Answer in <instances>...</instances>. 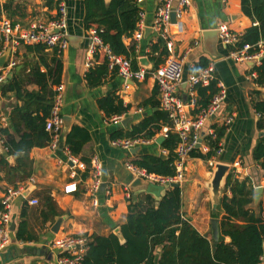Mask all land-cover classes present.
I'll return each instance as SVG.
<instances>
[{
  "label": "crops",
  "instance_id": "1",
  "mask_svg": "<svg viewBox=\"0 0 264 264\" xmlns=\"http://www.w3.org/2000/svg\"><path fill=\"white\" fill-rule=\"evenodd\" d=\"M7 1L1 0L0 5ZM60 1L66 5L67 36L71 37V40L68 42V47L63 50L54 47L60 52L62 71L60 82L53 85L52 89L55 90L58 85L63 86L61 113L68 121V128L78 125L88 130L90 139L84 144L77 157L80 160L81 157L89 160L95 157L100 160L102 164L101 178L105 188L104 190L101 188L98 193V205H93L91 195L85 191L86 182H79L76 191L65 193L64 187L71 179L64 165L63 153L60 149L51 151L46 146L33 147L28 153L32 162L29 176L33 179L32 183H29V177L15 185L8 183L9 175L0 170V202L7 186L15 187L21 183L26 186V189L29 185H34V189L25 197L26 199H16L13 203L14 226L13 229H10L11 241L6 250L0 253V264H57L56 256L61 251H50L46 246V243L53 238L77 234H85L91 238L93 234L108 235L109 233L118 236L116 231L126 221L129 203L136 202L140 196L147 192L158 199L168 187L161 186V188L156 184L158 187L152 191L145 189L131 191L129 188L132 180L125 163L145 154L160 156L163 153L165 157L166 151L156 142L160 136L159 133L152 139L138 143L129 149L112 146V134L119 129L129 130L132 125L150 115L152 111L160 110L159 106L153 107L152 104L144 106L142 104L145 99L150 97L158 103V90L151 76H147L142 81L125 80L116 71L111 72L110 70H108L102 85L92 88L87 86L85 73L88 69L85 70L84 63L88 47V30L83 26L84 0H13L8 12L0 6V18L8 17L13 26L26 29L31 21L47 22L56 18ZM108 1L105 0V2ZM137 4L139 9L144 11L143 23L148 31L145 34L144 29L140 40H134L132 32L130 36L123 38V42L126 46L132 44L135 47L138 66L139 58L147 57L149 59L151 45L159 38L157 33L151 29L157 0H142ZM252 24L256 23H252L251 18L242 12L240 0H190L182 18L170 27L173 41L171 49H167L163 42L167 55L156 68H152V62H150V69L156 70L167 59H181L184 67L183 76L187 77L205 67L209 62L214 63L217 79L211 83H213L214 89H217V80L223 83L226 89V98L219 116L206 123L205 128L221 126L219 121L224 115L233 113V119L221 138L222 151L212 158L214 163L221 162L229 165L231 172L234 170L233 164L239 160L240 166L236 167L234 174L240 180L249 177L255 189L258 186L264 188V171L258 168L252 157L254 146L258 138L264 135V129L257 128L260 114L255 111L253 100L264 99V85L256 82V78L252 77V72H256L255 67L260 64L262 57L247 62L235 61L229 56L232 48L230 45H225L217 38L212 48L207 47L209 45L207 42L210 40L205 41L202 35L206 29H218L221 26L242 34ZM260 41H264V39ZM27 45L31 47L29 48ZM54 48L47 47L45 50H37L34 44L26 43L19 44L15 50L10 51L8 48L9 53L4 65L11 57L15 58L16 65L7 71V76L11 73L10 78L14 76L15 79L21 80L22 89L38 90L39 86L29 69L37 64L40 71L45 72L46 67L39 63V60H46L49 63L51 51ZM201 58L207 61L206 65H202ZM10 78L7 77L5 82ZM199 88H197L198 103L203 99L200 96ZM109 94L118 96L123 104L129 105L128 110L120 115L106 116L104 111L99 108L97 100ZM176 94L183 98L185 94L183 84L178 85ZM8 95L9 97H5L0 93V125L3 127L9 125V114L12 108L16 104L22 105V102L10 93ZM210 97H208V102ZM113 115L121 117L119 122L110 121ZM127 117L126 126H123L121 121ZM167 125L164 124L163 127ZM65 133L60 139L61 146L65 145ZM0 147L2 150L0 153L5 154L6 150L1 137ZM6 159L10 166L15 164L14 155H7ZM211 170L212 166L206 159L190 155L185 162L183 179L178 183V187L181 190L183 218L206 237L214 249L216 243L220 240L227 241L228 238L220 232V219L224 213L220 202L224 188L221 191L216 211L212 210V198L208 188V181L212 175ZM106 188L110 190V194H106ZM126 188L130 193L128 198L125 192ZM44 194H48L54 202L53 207L56 212L54 216L49 215L47 208L43 205L42 195ZM227 194L230 195L229 192ZM31 198H36L37 204L27 203ZM261 198H264L263 191L259 199ZM24 202L28 206L25 217L28 222V230L33 237L30 241L17 240L14 236L20 219L21 206ZM257 203L253 200L250 204L255 212L258 211ZM42 213L48 215L47 219L43 218ZM212 218L219 220L217 240L212 235ZM59 219L60 223L53 231L54 225ZM120 241L123 242L124 239L122 238ZM22 249H26V251L20 252ZM157 253H159V249ZM262 263L264 264V258ZM154 264H157V259Z\"/></svg>",
  "mask_w": 264,
  "mask_h": 264
},
{
  "label": "trees",
  "instance_id": "2",
  "mask_svg": "<svg viewBox=\"0 0 264 264\" xmlns=\"http://www.w3.org/2000/svg\"><path fill=\"white\" fill-rule=\"evenodd\" d=\"M12 3L13 0H8L0 6L8 12ZM240 6L242 12L256 24L250 25L243 31L237 46L256 45L258 41L264 39V0H240ZM84 7V28L86 30L95 28L102 42L112 53L128 57L132 68L136 69L135 47L132 44L126 46L123 42V38L130 36L134 31L139 19L140 9L136 0H109L108 2L84 0ZM34 46L37 50L47 49L43 44H34ZM27 47L31 46L27 45ZM149 54L152 68H156L163 62L167 50L160 38L151 45ZM60 56V52L54 48L51 51L49 63L46 60H39V63L45 65V72H41L37 64L29 69L39 86L38 90L22 89L21 80L15 79L14 76L0 86L2 96L9 97L8 93H10L22 102L21 106L16 104L12 108L9 114V125L5 127L0 125V137L6 148L5 154L0 153V170L7 172L9 175L7 181L13 185L25 180L31 174L32 162L28 156L30 149L46 146L49 140V133L45 130V120L49 115L54 95L52 86L60 82L62 71ZM94 59L95 63L85 73L87 86L91 88L102 85L108 74L105 52L97 49ZM200 61L202 65L207 64L203 58ZM255 71L257 72L256 82L264 85V55L260 64L255 67ZM214 90L216 89L213 88V83L200 87V96L203 99L198 105H206L208 97L214 93ZM151 98L145 99L142 104L144 106L152 104L153 107H157V101ZM97 103L106 116L120 115L129 108V105L123 104V101L114 94L101 97ZM253 107L260 114L257 128L264 129V99L253 100ZM164 124H170L167 115L161 109H156L137 124L132 125L129 130L115 131L112 137L152 139L161 131ZM215 128L216 139L209 140V150L201 153L195 148L191 151V156L207 160L216 155L217 142L223 137L226 128L223 126ZM89 139L90 134L86 128L72 125L65 133L64 143L71 153L77 156L80 155L84 144ZM177 143L178 135L169 132L160 143V147L166 151L165 157L145 154L131 162L148 172L163 176L174 175L176 158L174 150ZM7 155L15 156L13 166L9 165ZM252 157L256 163L264 164V135L258 138ZM81 160L87 164L90 162L84 157H81ZM254 193L249 177L240 180L234 172L228 173L220 202L224 210L220 219V232L228 240H220L214 249L210 241L183 218L180 187L168 186L158 199H155L151 193H144L127 207L126 221L120 226L124 241L121 242L113 233L91 235L81 264H154L156 259L157 264H260L264 255V198L259 199L258 211L255 212L250 207L254 200ZM42 202L48 214L54 216L56 212L52 198L44 194ZM27 208L24 202L14 235L17 240L30 241L33 238L25 218ZM42 214L43 218L47 219L48 215ZM158 249L159 253H157Z\"/></svg>",
  "mask_w": 264,
  "mask_h": 264
},
{
  "label": "built area",
  "instance_id": "3",
  "mask_svg": "<svg viewBox=\"0 0 264 264\" xmlns=\"http://www.w3.org/2000/svg\"><path fill=\"white\" fill-rule=\"evenodd\" d=\"M141 1L136 0L137 3ZM189 4L190 0H157L151 29L157 33L158 38L165 43L167 49H171L173 45L170 27L173 23H178ZM171 13H174V21L171 19ZM66 14V5L60 1L56 18L47 22L40 20L31 21L26 29H19L17 26L12 25L8 17H1L0 42L2 47L0 49V56L7 48L10 51L15 50L21 43L43 44L48 48L57 47L59 50L67 48L69 43L67 40ZM143 17L144 11L140 9L138 13L139 19L133 31L134 40L142 39L144 29L146 28L144 27ZM217 30L220 41L232 47L229 56L235 61L247 62L257 60L264 54V41H259L256 45L243 44L239 47L237 43L241 34L225 26H221ZM97 49H102L105 52L108 70L116 71L125 80L142 81L147 76H151L154 79L158 90V106L170 121V124L162 127L159 135L163 138H166L169 132H174L178 135V143L174 150L176 155V172L174 175L163 176L148 172L146 169L135 165L131 161H127L125 167L131 174V180L141 178L148 183L161 186H170L171 183L181 182L185 162L189 158L191 151L196 148L201 153H206L209 150V140L216 139V128L211 126L205 128V125L219 116L226 98L225 86L217 80V89L211 95L209 102L204 106L198 105L197 93L198 87L208 86L213 80L217 79L214 63L209 62L205 67L187 77L183 76L184 67L182 60L175 58L167 59L154 71L139 64L134 69L128 57L112 53L109 47L102 42L96 29L90 28L88 29V47L84 63L85 70L94 64V54ZM251 50L254 51L251 52ZM15 65L16 60L11 57L4 66H0V86L7 80V71ZM252 77L256 78L257 72H252ZM181 84H185V100L176 94L178 85ZM62 91V85L55 87L49 115L45 120V130L49 133V140L46 147L51 151L60 149L63 153L64 165L71 179L65 185L64 192L72 193L77 190L79 182H86L85 191L91 195L93 205H98V193L101 188L102 190L105 188L102 186V164L100 160L94 157L87 164L72 154L66 145H60L64 123L61 113ZM120 118V116L113 115L110 121L117 123ZM232 119L233 113L224 115L219 121V124L227 128L232 122ZM2 121L5 122L4 119ZM202 132L203 134H201ZM199 139V146L196 147ZM148 140L140 137H117L111 140V144L117 148L129 149L138 143H144ZM222 149L223 146L221 140H219L217 142L216 155ZM207 161L212 167L216 163H214L213 158L207 159ZM237 166H240L239 160L233 164V172L236 171ZM257 166L264 171V164L260 162L259 164L257 163ZM28 180L29 183H32L33 179L29 177ZM25 187L20 183L15 187L7 186L4 190L0 202V253L5 251L10 245V226L14 222L12 212L13 203L16 199H26L23 195ZM125 192L128 198L130 196L129 189L126 188ZM106 194H110V190L107 188ZM37 202L36 198H31L27 201L29 204H37ZM89 242L90 237L85 234L66 235L60 238H53L46 243V246L50 251H61L56 256L57 264H81L83 254L87 250ZM263 258L264 256L261 258L260 264H263Z\"/></svg>",
  "mask_w": 264,
  "mask_h": 264
},
{
  "label": "water",
  "instance_id": "4",
  "mask_svg": "<svg viewBox=\"0 0 264 264\" xmlns=\"http://www.w3.org/2000/svg\"><path fill=\"white\" fill-rule=\"evenodd\" d=\"M171 19H172V21L175 20L174 19V13H171ZM147 31L148 30L145 29V34L147 33ZM202 35H203L205 41L207 39L210 40L207 42L209 44V45H207V47L212 48V45H214L216 39L218 38V30L217 29H206L203 31ZM67 40L69 42L71 40V37L67 36ZM8 53H9V49L7 48L6 51L4 53H2V55L0 56V66L4 65L6 58L8 56ZM138 62L141 66L150 69V61L147 57L139 58ZM10 74L11 73L8 74V76H7L8 78H10ZM183 86H185V84H183ZM185 98H186V95L184 94L183 100H185ZM63 120H64L63 133H65L67 128H68V121L65 117H63ZM127 121H128V117L122 119L121 124L123 126H126ZM201 134H203V132ZM163 140H164V138L162 136H159L156 139V142L158 144H160ZM199 142H200V139H199L196 147L199 146ZM0 150H1V147H0ZM160 157H164L163 153L160 154ZM229 171H230V166L225 164V163H221V162H216L212 167V175H211L210 180L208 181V188L210 190V194H211V198H212V210H213V212L216 211V208L218 206L221 191L224 188L226 176L228 175ZM158 186L156 184L148 183V182L142 180L141 178H136L130 183L129 188L131 191L138 190V189H145V190L152 191V190L156 189ZM170 186L178 187L179 185H178V183H171ZM160 187H161V185H160ZM33 189H34V185L33 184L29 185L23 192L24 197L28 196L29 193ZM254 191H255L254 202L257 203L259 201V198H260V195L263 191V188L261 186H258L254 189ZM59 221H60V219L56 221V223L54 225L55 228L53 229V231H55L56 228L58 227V225L60 223ZM13 226L14 225L12 223L10 229H13ZM218 227H219V220L217 218H212L211 228H212V235H213V238L215 240L218 239ZM116 232H118L117 234H118L119 240H122L123 237L121 238L122 234H121L120 227L117 229ZM24 251H26V249L20 250V252H24ZM20 252L18 251V253H20Z\"/></svg>",
  "mask_w": 264,
  "mask_h": 264
},
{
  "label": "rangeland",
  "instance_id": "5",
  "mask_svg": "<svg viewBox=\"0 0 264 264\" xmlns=\"http://www.w3.org/2000/svg\"><path fill=\"white\" fill-rule=\"evenodd\" d=\"M212 171V170H211Z\"/></svg>",
  "mask_w": 264,
  "mask_h": 264
}]
</instances>
